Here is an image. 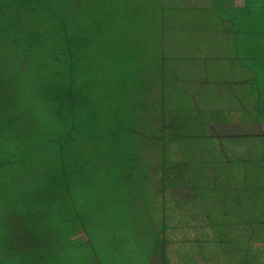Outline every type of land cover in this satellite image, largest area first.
<instances>
[{
	"label": "trees",
	"instance_id": "1",
	"mask_svg": "<svg viewBox=\"0 0 264 264\" xmlns=\"http://www.w3.org/2000/svg\"><path fill=\"white\" fill-rule=\"evenodd\" d=\"M112 1L0 0V264H84L98 212L111 215L101 233L114 253L132 214L103 213L105 189L111 204L125 198L143 208L136 190L150 177L144 147L151 134L141 116L162 104L158 76L125 66L142 44L128 37L133 24H121L128 34L110 39L100 16ZM115 1L114 10L131 13L122 8L132 9L129 0ZM132 159L141 170L131 172ZM163 162L165 172L171 163Z\"/></svg>",
	"mask_w": 264,
	"mask_h": 264
},
{
	"label": "rangeland",
	"instance_id": "2",
	"mask_svg": "<svg viewBox=\"0 0 264 264\" xmlns=\"http://www.w3.org/2000/svg\"><path fill=\"white\" fill-rule=\"evenodd\" d=\"M197 1L199 0H129L132 9L122 6L123 10L131 11L129 14L126 12H120L118 8L114 10L116 1L113 0L111 4L113 10H106V14L100 16V21L109 22L111 29L109 36L110 39L112 38V35L116 38L128 34L127 28L118 30L121 24L127 26L133 24L135 28H137V30L128 37L132 42L134 41V43H141L142 48L130 52L131 54L125 59V66L133 68L134 66L141 65L146 77L151 78L155 77V75L158 76L157 83L159 85L160 80L164 79L162 76V69L165 68V65L173 57V48L175 47V44H178L176 40V32L178 29L188 31V36L195 40L190 42V44L194 46L193 51H197L203 43V41H200L202 32L198 30V28L202 26L200 22L205 20L210 21L212 18H215L216 20L218 16L221 15L229 17V14L225 11L214 12L209 8L208 12H206L205 10L192 8L198 5L196 3ZM258 2L260 3L262 0H258ZM122 16H133L134 19H132V22L124 23ZM113 25L117 27V30H113L112 32ZM251 29H256L252 32H247V36L252 38L246 40L241 39L239 41L238 53L242 64L248 63L257 71L256 86L260 85L262 90H264V71L258 70L261 65H263L264 68V26L262 25L261 20L257 19L256 24L251 25ZM257 35L259 36L255 39L254 37ZM223 40L225 41L224 37ZM217 41L220 43L222 37ZM222 51L227 58L238 54L233 49L230 51L223 49ZM216 68L219 70L227 69L230 72L229 79L232 81L230 88H237V85L233 82L236 80L235 72L242 70L240 64H231L223 59L216 65ZM249 75H251V72H247V76ZM138 83H142V81L139 79ZM237 84L243 85L244 82L241 81ZM210 86L211 85L208 83L203 85L204 89L207 91L205 94L207 100L213 99V96L208 94ZM159 87L157 88V92L163 97L164 91ZM216 89L217 88L214 85L213 91ZM140 91L153 95L152 91L150 93L145 90ZM252 93H254L253 96L255 97V100L264 105V103L260 101L261 96L264 99V94L258 93L256 89L255 92L252 91L251 93H248V101L251 99ZM177 95V93H173L172 95H168V97L165 92L167 98L166 102L170 100L169 106L177 104ZM227 96L230 95L224 94L222 90H218L215 96V101ZM184 102L188 103L189 100ZM159 109L161 112L162 105H159ZM159 109L157 104L155 108H151L150 111L141 116L142 119L147 120L145 124H141V128L148 130L150 127L148 133L151 134V147H144V149L147 150L144 153L149 157L148 163L151 164L148 168L150 171V177L147 181H143L139 184L136 190L139 195H142L143 208L136 207L137 202L135 200H131L127 205L124 203L127 201L125 198L120 202L115 200V202L111 204V191L105 189L104 191L106 193L104 194V197H102V201L107 207H105L102 212L104 213L108 212V210H112L117 214L125 213L124 216L132 214L130 233L128 234L125 243L120 245L118 243L115 244V251L112 253V244L109 243L107 245L105 240L106 237L101 233V228H104V226L111 221V215L101 219V214L98 212L96 222L91 225V228L95 231V235L91 240V246L86 241L85 246L83 247L84 264H89V261L94 264V262L91 261V259L94 258L101 260L102 264H123L124 261H131L134 264H175L174 253L180 257V250L176 248V245L169 244V239L166 238V235L164 236L163 233L162 223H168V225L173 224L176 218L174 216V209L166 207L165 204L167 202L173 203V200L168 201L165 198L174 194L175 186L178 187L176 182L179 179L178 172H181V162L178 161V155L184 154L182 163H186L187 166H189L190 163L186 162V158L191 159L194 153L191 149L187 152L186 148L177 147L173 138L168 140L167 144L164 143L160 131ZM189 111L194 110L189 108L188 112ZM245 117H247V115H245ZM248 117L260 120L264 119V114L259 111V105H256V110L248 115ZM260 132L261 131L258 130L253 134L247 135L245 140L252 144L249 145L250 147H247V149L252 157L251 160L255 161H249L247 172H238L237 169H230L223 166V147L203 148L197 161L205 162L206 159L212 161L211 164L199 163V165H197L198 172L200 170L203 171V173L194 176V180L199 183V185L193 190L199 193H205L203 196L200 195V204L206 215L209 214L210 211L212 213L216 212L215 218L221 219L224 214L225 206L231 211L236 209V211L232 213L244 214L245 212H252L254 213V219L260 220L263 218L264 168L255 167L259 163H263L264 165V142H262L260 137L257 136ZM81 134L83 135L82 132ZM157 138L160 140V147L162 148L157 146ZM143 141H145V138L142 137V142ZM81 146L90 147L86 142L81 143ZM194 149H197V147H194ZM164 159L165 163H171L170 168L165 172L163 169ZM134 161L135 159H132L130 162L131 172L141 170L139 161ZM192 179L193 176L191 174L185 175L184 183L190 184ZM129 188L133 190L134 186ZM249 194L251 195L247 198V195ZM245 198H247L246 201ZM234 199L240 201V203H242L241 201H245V204L249 207L245 209L243 204H240L239 206L237 203L233 202ZM213 204H215V210L212 208ZM102 207L103 206L96 205L97 209ZM179 210L180 220L186 221L187 224H190V207L183 206ZM240 216L241 218H244V215ZM163 218L165 220H163ZM1 226L3 225L0 224V227ZM212 226L214 227L213 230H217L220 227L216 220H213ZM227 227L231 228V230L238 231L240 237L243 236L244 231L247 229L234 222L227 225ZM219 229H221V227ZM165 230L167 232V237L173 234L168 228ZM78 235L83 237L84 233L80 231ZM131 235L142 237L139 239L136 236L137 238L134 240L135 237L130 239ZM107 242L109 241L107 240ZM171 243H174V241ZM183 245L188 248L194 246L190 243H183ZM105 249L107 250L105 251ZM41 257L42 256L40 255L39 258ZM207 262L208 260H203L204 264ZM17 264L23 263L18 262ZM26 264H32V262H27ZM71 264L74 263L71 262Z\"/></svg>",
	"mask_w": 264,
	"mask_h": 264
},
{
	"label": "crops",
	"instance_id": "3",
	"mask_svg": "<svg viewBox=\"0 0 264 264\" xmlns=\"http://www.w3.org/2000/svg\"><path fill=\"white\" fill-rule=\"evenodd\" d=\"M196 3L198 5L192 8L206 12L209 8L214 12L225 11L229 17L221 15L216 20L212 18L210 21L200 22L202 26L198 30L202 32L200 41L203 43L197 51H193L194 46L190 42L195 40L188 36V31L178 29V44L173 48V57L162 69L164 79L159 84L164 91L163 97L159 94L162 103L161 112L159 110L161 134L173 138L177 147L186 148L187 152L191 149L194 153L191 159L185 157L186 162L190 163L189 166L182 163L184 154L178 155V161L181 162V172H178L179 179L176 182L178 187L175 186L174 194L165 198L168 201L173 200V203L165 204L166 207L174 209L176 218L173 224L162 223V229L168 228L173 234L167 237L165 229L163 233L169 239V244L176 245L180 250V257L174 253L175 264H204V259L208 260L206 264H264V216L260 220L254 219L252 212L232 213L236 209L231 211L225 206L221 219L215 218L216 212L210 211L206 215L200 204V195L205 193L193 190L199 185L194 176L203 173L200 170L198 172L197 165L211 164L212 161H197L204 147H223V166L237 169L238 172H247L248 163L252 161L247 149L252 144L245 141L247 135L259 130L261 132L257 136L264 142V119L248 117L256 110V105H259V111L264 114V105L255 100L254 93L248 101V93L255 92L256 89L258 93L264 94V90L260 85L256 86L257 71L248 63L242 64L238 53L239 41L252 38L247 36V32L256 30L251 29V25L260 19L264 26V0L260 3L258 0H199ZM258 36L254 38L257 39ZM221 37L222 41L219 43L217 40ZM223 49H233L238 54L227 58ZM223 59L242 66V70L235 72L236 80L233 83L237 88H230L232 81L227 69L216 68ZM258 70L264 71L263 65ZM247 72H251V75L247 76ZM241 81L244 82L243 85L237 84ZM205 83L211 85L208 94L213 99H206L207 91L203 87ZM214 85L217 88L215 91ZM218 90L230 96L215 101ZM165 92L167 96L178 94L176 105L169 106L170 100L166 102ZM186 100L189 102H184ZM260 101L264 103L262 96ZM189 108L194 111L188 112ZM255 167L264 168V165L259 163ZM189 174L193 179L190 184H185L184 176ZM245 201L240 203L234 199L233 202L239 206L243 204L247 209L249 206ZM183 206L190 207V224L180 220L179 209ZM212 208L215 210V204ZM240 215H244V218ZM213 220H216L221 229L219 227L213 230ZM233 222L247 228L242 237L238 231L227 227ZM183 243L194 246L184 247Z\"/></svg>",
	"mask_w": 264,
	"mask_h": 264
}]
</instances>
